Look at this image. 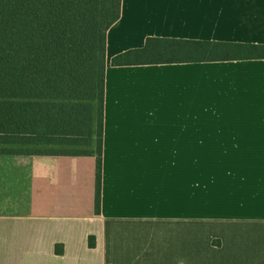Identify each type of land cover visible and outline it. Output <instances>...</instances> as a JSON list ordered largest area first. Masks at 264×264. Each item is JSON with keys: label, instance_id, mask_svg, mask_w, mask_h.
Instances as JSON below:
<instances>
[{"label": "crops", "instance_id": "obj_1", "mask_svg": "<svg viewBox=\"0 0 264 264\" xmlns=\"http://www.w3.org/2000/svg\"><path fill=\"white\" fill-rule=\"evenodd\" d=\"M148 37L264 45V0H121L100 210L96 153L0 152V264H264V58L112 64ZM98 60L0 40V91H95ZM97 145L96 100L0 96V151Z\"/></svg>", "mask_w": 264, "mask_h": 264}, {"label": "trees", "instance_id": "obj_2", "mask_svg": "<svg viewBox=\"0 0 264 264\" xmlns=\"http://www.w3.org/2000/svg\"><path fill=\"white\" fill-rule=\"evenodd\" d=\"M121 0H0V40L96 42L99 50L95 91H0V96L55 99H94L98 104V145L91 149L3 150L0 152L89 155L98 159L96 208L100 210L102 146L105 107L106 38L119 19ZM264 58V45L148 37L141 48L116 55L114 65L161 64ZM95 237L89 245L94 247ZM56 250L63 252V245Z\"/></svg>", "mask_w": 264, "mask_h": 264}]
</instances>
